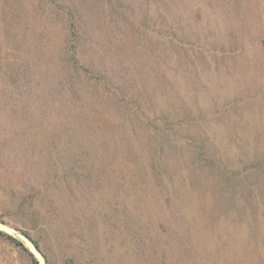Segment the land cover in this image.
I'll return each instance as SVG.
<instances>
[{
    "label": "rangeland",
    "instance_id": "rangeland-1",
    "mask_svg": "<svg viewBox=\"0 0 264 264\" xmlns=\"http://www.w3.org/2000/svg\"><path fill=\"white\" fill-rule=\"evenodd\" d=\"M0 222V264H264V0H0Z\"/></svg>",
    "mask_w": 264,
    "mask_h": 264
},
{
    "label": "trees",
    "instance_id": "trees-1",
    "mask_svg": "<svg viewBox=\"0 0 264 264\" xmlns=\"http://www.w3.org/2000/svg\"><path fill=\"white\" fill-rule=\"evenodd\" d=\"M0 223H2V222H0ZM0 233H2V232H0ZM22 235H24L25 238L29 239V237H28L26 234H22ZM8 237L10 238V236H8ZM32 244H33L34 248H35L38 252H40V248H39V246H38L36 243H34V242H32ZM34 263H35V264H38V262H37L35 259H34Z\"/></svg>",
    "mask_w": 264,
    "mask_h": 264
}]
</instances>
